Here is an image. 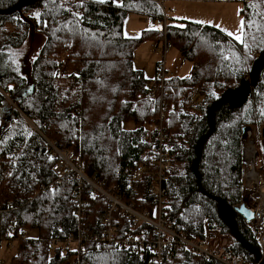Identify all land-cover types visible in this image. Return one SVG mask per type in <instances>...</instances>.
Returning <instances> with one entry per match:
<instances>
[{"label": "trees", "instance_id": "trees-1", "mask_svg": "<svg viewBox=\"0 0 264 264\" xmlns=\"http://www.w3.org/2000/svg\"><path fill=\"white\" fill-rule=\"evenodd\" d=\"M237 1L243 43L208 24L170 18L175 22L165 25L164 41L191 67L162 87L168 169L161 186L164 216L188 240L201 242L206 229L216 228L229 235L233 254L252 264L259 257L256 231L234 208L250 201L242 190L243 132L264 129V0ZM162 9L155 0H0V244L12 249V264H53L61 250L72 264H154L145 250L133 254L96 239L78 251L48 244L49 236L74 228L72 181L50 184L48 143L75 154L84 174L123 202L150 212V178L131 171L151 165L155 145L147 124L157 119L159 98L132 64L134 48L151 30L124 36L123 21L130 13L165 21ZM30 29L43 42L23 76L11 57ZM83 187L85 224L93 232L103 204ZM120 227L121 233L127 224ZM162 264L221 263L180 249Z\"/></svg>", "mask_w": 264, "mask_h": 264}, {"label": "built area", "instance_id": "built-area-1", "mask_svg": "<svg viewBox=\"0 0 264 264\" xmlns=\"http://www.w3.org/2000/svg\"><path fill=\"white\" fill-rule=\"evenodd\" d=\"M160 8L163 2L168 0H155ZM201 1V0H197ZM164 44L167 45L165 41ZM155 67L154 76L148 83L149 95H158L160 106L158 111V123H149L147 127L153 129L155 145L151 148L153 158L151 165L144 168L142 165H135L131 171V177L142 178L148 175L150 183L148 187V197H150V212L148 205L140 209L133 208L130 202H123L111 188L103 187L102 182L95 177H88L84 174L82 160L70 151H62L55 145L48 143L50 157L53 159L50 171L53 179L52 186H57L63 177L72 181L69 191V198L72 205L74 228L64 235L67 241L73 240L76 251L83 249L84 242L96 239L97 242L113 244L118 249H126L135 254L143 250L149 252L150 259L154 264H162L171 259L175 250H186L193 254L202 256L205 259H214L221 264H247L233 254L230 248V237L226 233H220L216 228L206 229L201 242H192L187 239L186 234L175 224L164 216L163 206L166 201L161 183L165 178L168 169L166 152L162 145L165 135L162 130V119L165 108L164 91L162 90L167 76L163 62L159 59ZM163 91V93H162ZM191 95V94H190ZM243 152V150H242ZM243 167L241 172L242 190L248 192L250 196L248 209L253 214L252 224L256 231V241L258 245V259L252 264H260L264 257V178L260 173L253 171V154H242ZM140 180V181H141ZM84 183L95 193L103 204L102 211L98 217V224L93 232L85 224L86 215L89 209L86 199ZM143 199V198H142ZM121 220L127 224V228L120 233ZM81 223V225H79ZM127 229L130 232H127ZM118 236L115 239V236ZM57 237L49 236L48 244H57Z\"/></svg>", "mask_w": 264, "mask_h": 264}, {"label": "rangeland", "instance_id": "rangeland-1", "mask_svg": "<svg viewBox=\"0 0 264 264\" xmlns=\"http://www.w3.org/2000/svg\"><path fill=\"white\" fill-rule=\"evenodd\" d=\"M242 3L237 0H168L163 2V9L165 21L150 20L149 17H144L137 14H127L123 21V34L124 36L136 37L144 28H149L150 33L145 35L142 41L134 48L132 56V64L134 68L142 71L147 79H152L154 74V65L159 59L163 62V67L167 70V76L177 78L185 77L190 73L191 62L182 60L177 49L170 44H164V29L165 25L175 22L170 18L177 20H187L192 22L202 21V24L211 25L231 39L235 40V35H243V27L241 26L242 17L240 9ZM166 26V27H167ZM160 32L158 37L157 33ZM156 35H154V34ZM232 33L234 35H229ZM236 42H239L235 40ZM43 42V35L30 29L28 35L20 45L19 48L13 51L11 57L14 68L21 75H27L29 65L36 56L39 47ZM27 86V85H26ZM11 85H9V88ZM7 103H11L10 99L5 96ZM161 100H159L160 102ZM12 104V103H11ZM160 104H158L159 109ZM159 116L157 115V118ZM153 123H158L156 120ZM162 123V122H161ZM123 127L131 128L132 124L129 122L123 123ZM264 129L262 127H255L246 129L242 135V154H245V147L247 144L252 143V150L254 154L253 171L258 172L264 178ZM51 143V142H50ZM52 144V143H51ZM54 145V144H52ZM104 187V186H103ZM110 188V187H105ZM244 192V191H243ZM249 202H246L249 205ZM134 208V207H133ZM81 225V223L79 224ZM61 234V233H60ZM56 237V236H55ZM118 236H115L117 239ZM63 235H60L55 242L61 245ZM90 243L89 240L84 242ZM75 243L73 240L67 242L69 250L74 249ZM103 244H106L103 242ZM59 254V259H56L53 264H72L73 257L67 256L63 250ZM11 250H6L3 242L0 244V264H12L10 256ZM61 256L65 259L62 261Z\"/></svg>", "mask_w": 264, "mask_h": 264}, {"label": "water", "instance_id": "water-1", "mask_svg": "<svg viewBox=\"0 0 264 264\" xmlns=\"http://www.w3.org/2000/svg\"><path fill=\"white\" fill-rule=\"evenodd\" d=\"M263 154H264V142H263ZM234 210L239 213L240 215L243 216V218L247 221H252L253 219V214L252 212L248 209L245 203L240 202L237 206H235Z\"/></svg>", "mask_w": 264, "mask_h": 264}, {"label": "snow or ice", "instance_id": "snow-or-ice-1", "mask_svg": "<svg viewBox=\"0 0 264 264\" xmlns=\"http://www.w3.org/2000/svg\"><path fill=\"white\" fill-rule=\"evenodd\" d=\"M197 23H203L202 21H197ZM243 25H244V22L242 21L241 22V26L243 27ZM229 35H234V34H232V33H228ZM234 38H235V40H237V41H239V42H241V43H243L244 41H243V35L241 34V35H235L234 36ZM245 46H247V45H245ZM9 235H11V233L9 234Z\"/></svg>", "mask_w": 264, "mask_h": 264}, {"label": "bare ground", "instance_id": "bare-ground-1", "mask_svg": "<svg viewBox=\"0 0 264 264\" xmlns=\"http://www.w3.org/2000/svg\"><path fill=\"white\" fill-rule=\"evenodd\" d=\"M252 146L253 145H252V143L250 141V144L248 143L247 146L244 148L245 149V154H253Z\"/></svg>", "mask_w": 264, "mask_h": 264}, {"label": "crops", "instance_id": "crops-1", "mask_svg": "<svg viewBox=\"0 0 264 264\" xmlns=\"http://www.w3.org/2000/svg\"><path fill=\"white\" fill-rule=\"evenodd\" d=\"M235 41V40H234Z\"/></svg>", "mask_w": 264, "mask_h": 264}]
</instances>
